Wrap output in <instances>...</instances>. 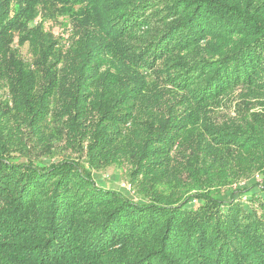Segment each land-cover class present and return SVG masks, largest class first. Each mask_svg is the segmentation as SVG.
<instances>
[{"label":"trees","instance_id":"obj_1","mask_svg":"<svg viewBox=\"0 0 264 264\" xmlns=\"http://www.w3.org/2000/svg\"><path fill=\"white\" fill-rule=\"evenodd\" d=\"M0 264H264V0H0Z\"/></svg>","mask_w":264,"mask_h":264},{"label":"rangeland","instance_id":"obj_2","mask_svg":"<svg viewBox=\"0 0 264 264\" xmlns=\"http://www.w3.org/2000/svg\"><path fill=\"white\" fill-rule=\"evenodd\" d=\"M29 55L25 51L23 52V57L26 60L29 59ZM115 172L117 171L114 166H107L104 169H99L96 173L98 178L97 181L105 184L107 187H112L114 189H118L119 191L127 192L130 186L128 183H126L125 179L115 180L113 175Z\"/></svg>","mask_w":264,"mask_h":264}]
</instances>
